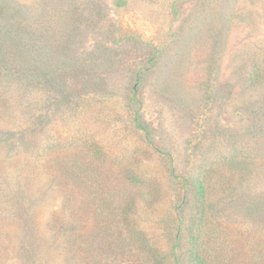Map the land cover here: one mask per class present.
Listing matches in <instances>:
<instances>
[{
  "label": "rangeland",
  "instance_id": "rangeland-1",
  "mask_svg": "<svg viewBox=\"0 0 264 264\" xmlns=\"http://www.w3.org/2000/svg\"><path fill=\"white\" fill-rule=\"evenodd\" d=\"M256 65L264 0H0V188L25 190L51 236L43 264L90 263L95 249L99 264H157L125 243L134 225L162 264H196L201 216L216 264H264ZM128 198L126 228L110 213ZM0 211V264H29L27 232L5 216L16 210ZM55 219L82 246L52 243Z\"/></svg>",
  "mask_w": 264,
  "mask_h": 264
},
{
  "label": "trees",
  "instance_id": "trees-1",
  "mask_svg": "<svg viewBox=\"0 0 264 264\" xmlns=\"http://www.w3.org/2000/svg\"><path fill=\"white\" fill-rule=\"evenodd\" d=\"M251 77H253L255 80H257L260 83L263 82L264 66L261 68V65L260 66L256 65V67L253 69L251 73ZM133 121L135 122L136 126L139 129L144 131V134H148L147 133L148 127L143 123L140 115V111L138 109L133 111ZM166 155L169 157V160L172 163L171 155L169 153H167ZM174 169L175 168L171 165L169 169V173L171 177L178 176L176 175ZM197 185L199 192L201 193V197H205L204 185L200 181L198 182ZM18 190L16 189L15 191L14 187L9 189V185H5V187L0 188V201L3 200V202L9 203L13 207V210L14 209L16 210L15 213L11 211V213L5 216L9 217L10 219H12L11 216H13V218L19 222L21 226V231L22 232L24 231V233L27 232L28 234V236L25 237L23 235V238H27L26 243L28 246V249L25 250L27 253L25 259L29 262V264H43V260H41L43 257L42 252L46 251V247L49 246L48 242L51 236L46 237L42 234L38 226L36 211H33V208L28 207V205H30L31 202L28 199H26L24 192L25 190L23 188H20L19 191ZM28 202L29 204H27ZM102 203L104 204V201L98 203L97 206H94L93 204V207H91L93 208V211L96 213V220L101 229L104 226V221L102 219ZM133 204H135V198L132 199L128 198L126 202L123 204V206H120L119 213L117 212L110 213L111 217L112 215L114 217H117L119 214V216H121L123 220L124 226L126 228L131 227V223L129 221V218H131L129 210L134 206ZM0 213H3V211H0ZM174 217L176 218V221L178 223L176 227V231L179 232L180 225L182 224V219H178L180 218L179 215H176ZM202 218L203 217L201 216V218L199 219V223L196 225L197 237L194 240V242L191 243L192 251H193L192 255L196 261V264H216V261L218 260L217 257L218 250H216V248L219 249V247L213 248L210 246L212 243L215 244L216 240H213L212 242H210L211 240H209V246H207L208 241L202 240L201 238L202 228L203 225L207 224L203 221ZM56 223H57L56 219L52 220V230H51L53 233L52 243L54 240H57L58 238V239H63L66 243H69L71 247L74 248L75 250L78 249L80 246H82V245H77L76 243H74V241L71 240L73 230L75 229L74 227L71 229L62 230L61 228L57 227L58 224ZM111 223L113 224V222ZM129 235L130 237H128L127 235L126 239L124 240L126 244L131 243L129 244L130 245L129 247H131L133 244H136L139 248H141V250L146 252L147 257L151 262H156L157 264L163 263V258L161 257V255L157 256L156 251L150 247L149 243L146 241L147 240L146 237L141 233V231L136 229L135 225L133 226L132 231L131 233H129ZM20 240H21V244L23 245L22 238ZM89 244L90 243H88V245ZM43 248L44 250L42 251ZM69 249L67 251H69ZM91 255H92L91 256L92 262L86 264H99L97 262L98 260L97 255L100 256L101 252L100 251L96 252L95 249V252H92Z\"/></svg>",
  "mask_w": 264,
  "mask_h": 264
}]
</instances>
